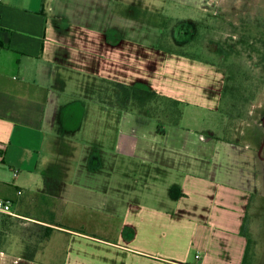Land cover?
Here are the masks:
<instances>
[{
	"label": "crops",
	"instance_id": "0c3cea01",
	"mask_svg": "<svg viewBox=\"0 0 264 264\" xmlns=\"http://www.w3.org/2000/svg\"><path fill=\"white\" fill-rule=\"evenodd\" d=\"M137 23L117 0H0V195L14 211L0 217V264L254 263L258 134L220 111L227 69ZM77 83L191 108L159 131L147 111L108 105L114 138L76 154L74 139L63 148L46 126L54 91Z\"/></svg>",
	"mask_w": 264,
	"mask_h": 264
},
{
	"label": "rangeland",
	"instance_id": "374dc122",
	"mask_svg": "<svg viewBox=\"0 0 264 264\" xmlns=\"http://www.w3.org/2000/svg\"><path fill=\"white\" fill-rule=\"evenodd\" d=\"M117 1L119 9L134 16L143 29L154 30L151 33L160 36L163 46L225 66L227 80L220 111L225 119L243 126L248 135L258 134L257 139H253L252 149L263 175L264 192V160L259 156L262 149L264 158V0ZM54 92L57 95L53 93L50 97L48 134L59 135L63 148L67 146V140L63 139H74L76 154L85 152L88 139H103L105 132L109 139L114 138L118 113L113 108L105 109L108 105L124 103L123 109L138 112H148L152 105L148 113L165 121H180L183 111L191 108L162 96L157 100L149 94L146 96L150 98L140 101L132 91L134 96L126 104V91L113 84L93 91L80 87L79 83L69 84L65 91ZM240 142L246 144L245 139ZM261 200L264 204V193ZM62 210L69 212L70 208ZM32 211L33 214L39 212L36 208ZM67 215L61 219L63 224H69ZM19 222L15 224L13 235L27 231ZM247 227L252 232L248 259H253L251 256L255 254L253 264H264V206L259 216H249ZM191 259L197 260L195 254Z\"/></svg>",
	"mask_w": 264,
	"mask_h": 264
},
{
	"label": "trees",
	"instance_id": "16d2710c",
	"mask_svg": "<svg viewBox=\"0 0 264 264\" xmlns=\"http://www.w3.org/2000/svg\"><path fill=\"white\" fill-rule=\"evenodd\" d=\"M126 91V96H127V99H125L126 100V104L127 103H129V102H131V100H132V97L134 96H132V94H131V90H129V89H126L125 90ZM140 99V101L141 100H144V99H146L147 100V98H150L149 96H153V97H155L157 100H159L160 98L159 97H161L160 95H158L155 91H153V92H151V93H149V96H146V95H137ZM175 102H178V101H175ZM151 107H152V105L151 106H149V111H151ZM158 107H161L160 105H158ZM148 111V112H149ZM155 117H157V116H155ZM158 120H159V127H158V130L159 131H161L160 130V127H161V125H160V121H162V119H160V118H157ZM177 121V120H176ZM248 257V256H247ZM247 257H245V261H246V259H247Z\"/></svg>",
	"mask_w": 264,
	"mask_h": 264
},
{
	"label": "built area",
	"instance_id": "2783aa9c",
	"mask_svg": "<svg viewBox=\"0 0 264 264\" xmlns=\"http://www.w3.org/2000/svg\"><path fill=\"white\" fill-rule=\"evenodd\" d=\"M15 174H17V171L15 172ZM4 214H14L13 202L11 199L5 198L0 195V217Z\"/></svg>",
	"mask_w": 264,
	"mask_h": 264
},
{
	"label": "flooded vegetation",
	"instance_id": "af4514ba",
	"mask_svg": "<svg viewBox=\"0 0 264 264\" xmlns=\"http://www.w3.org/2000/svg\"><path fill=\"white\" fill-rule=\"evenodd\" d=\"M189 30H192V28H190ZM263 123V122H262Z\"/></svg>",
	"mask_w": 264,
	"mask_h": 264
}]
</instances>
